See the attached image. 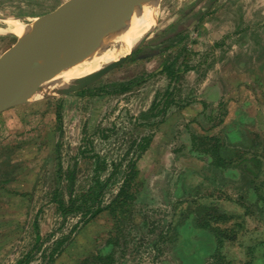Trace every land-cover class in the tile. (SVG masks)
Here are the masks:
<instances>
[{"label": "rangeland", "instance_id": "374dc122", "mask_svg": "<svg viewBox=\"0 0 264 264\" xmlns=\"http://www.w3.org/2000/svg\"><path fill=\"white\" fill-rule=\"evenodd\" d=\"M67 1L0 0V16L34 25ZM149 1L157 8L153 32L124 63L83 89L99 93L109 84L145 78L141 83L123 93L95 96L55 92L0 113V264H18L30 252L32 257L19 264H45L56 243L70 239L80 221L79 216L62 219L53 201L58 144L64 169L75 170V194L93 186V154L108 163L103 180L118 167L105 190V205L118 195L130 162L137 160L139 174L128 206L114 215L104 212L89 224L81 218L55 264H243L244 256L224 254L220 243H245L246 222L242 228L238 209L228 222L208 206L212 187L204 177L198 185L195 174L198 168L206 173L218 159L209 162L197 155L182 135L185 141L190 136L218 139L202 142L218 157L225 150L232 161L251 160L241 155L249 149L243 146H250L247 155L264 160V109L257 114L260 126L254 121L242 126L238 121L244 112L226 107V102L242 100L241 95L264 107V0ZM18 40L0 33V57ZM164 64L172 67L173 79L159 72ZM208 89L215 92L210 104L200 99ZM245 116L257 118L249 110ZM150 136L152 144L138 160L142 140ZM217 187L221 199L239 194L228 192L222 180ZM260 255L250 251L249 264Z\"/></svg>", "mask_w": 264, "mask_h": 264}, {"label": "crops", "instance_id": "0c3cea01", "mask_svg": "<svg viewBox=\"0 0 264 264\" xmlns=\"http://www.w3.org/2000/svg\"><path fill=\"white\" fill-rule=\"evenodd\" d=\"M222 95H225L224 91H222ZM214 96H215V92L208 89L205 92V96L202 94V98H200V99H203V101L205 103L210 104L211 103L210 101L212 100V98H214ZM226 96H230V90L226 93ZM241 97H242V100H240V101L226 102L227 109L233 110V111L235 110V111H239V112H244V114L241 113L242 116H240L239 121H238L242 126H246L252 121H254L256 125L260 126L261 118L259 119L260 115L258 112H261V109H264V107L261 108V104L258 102H256V104H250L251 103V102L249 103L250 100H248V103H247L246 101L243 100V98H245L246 96L243 97V95H241ZM229 99L230 98H227V100H229ZM30 103H32V102H30ZM30 103H27V104H30ZM23 105H25V104H23ZM153 105H152V107H153ZM152 107H151V109H152ZM151 109L149 108L147 111H144L142 114L145 115V114L151 112ZM248 110L255 112V116L257 117V114H258L259 117L255 118L256 120H252L250 118L251 116H245V112H248ZM261 115H262V113H261ZM62 130H63V122H62ZM186 134H189V133H186ZM182 136H183L184 143H186L187 141L192 143L191 149L197 155L199 154V155L206 157V159L210 160L209 162H211L212 159H218L217 162H213L214 160L212 161L213 165L209 168V170H211V171L207 170L206 173L203 174L201 172H198L200 170L198 168V171L195 172V174L198 176V181H199L198 185L199 184L202 185L201 183L204 180L203 179V177H204L205 179L207 178V180H205V182H206L205 184L207 186L212 187V188H210V191H211L210 194H208L206 197L209 200V201H206L207 205L210 206L211 208L216 207L217 210L219 211V213L222 214V218L226 219V221H228V222L230 220L235 219V217H236V210L235 209H238L240 216L243 217L242 221L244 222V225L241 226L242 228L245 227V222H246V231L242 232V235H244L243 240L245 241V243L242 242V243H240L241 245L238 243L236 246L235 241L234 242L228 241L227 243L221 242L220 245L222 247H224V251H225L223 253L224 254L228 253L229 256H231L232 254L238 253L239 256H241V255L244 256L242 258L243 264H249L248 255H250V251H253L255 254H259V253L261 254L259 257L260 259L255 260V262L261 261L262 258L264 259V168H263L264 160H263V157L259 154L258 155L254 154L253 157L251 158V156L247 155V153H250L251 147L250 146H243V147H249V149L245 152H242L241 155H245V158L248 157V159H251V160L247 161L245 159H242V160L235 159L232 161L229 158L230 152H228L229 155H225L226 151L222 150V151H220L219 157H218V156L212 154L210 148H203L202 147V142L206 145L207 142H209V141H215V138L213 136H206L203 138H200L198 136H192V137L190 136V139H188L186 141L184 140V134ZM150 138H151V143H150L148 149L146 151H144L143 153H140L141 155L137 158L138 160L149 150V148L152 144V141H153V137L150 136ZM218 141L219 140L217 139L215 142L218 143ZM224 143H225V141L220 142V144H221L220 148H225ZM242 143H243V141H241L240 146ZM57 148L60 149L59 144L56 146V157H57ZM241 148H242V146H241ZM60 155H61V151H60ZM93 156H95V157H93L95 159V162L97 159L96 156L100 157L98 154H93ZM253 158H256V159L252 160ZM56 159H57V163H58V157ZM100 159L105 160V159H102L101 157H100ZM251 161H255V162L253 163ZM105 162H106V171H107L108 170V163H107V161H105ZM61 166H62V179H61L60 189L63 191L64 201L66 203H69L70 194L65 195L64 192L69 191L68 190V187H69V181L68 180L69 179L67 178V172L69 169L71 170V168H69L68 170L67 169L65 170L64 166L62 164V159H61ZM136 166H137V160H136ZM95 168H96V166H95ZM137 169L139 171L138 166H137ZM72 170H74V169H72ZM113 170H114V167H113ZM57 171H58V166H57V170H56V187H55V189L57 188V184H58ZM106 171H104L102 174L100 172V174H101L100 177H101L102 181H105V180H103V175L105 174ZM112 172H111V174H112ZM95 173H96V171L94 170V175H95ZM74 175H75L74 190L76 191V174H75V172H74ZM217 175H219V178L216 179ZM63 180H66V183H67L66 187L62 186ZM220 180H222L223 182L226 183V185H227L226 189L228 192H230V189H233V190H237L236 192L239 194L233 195V198L230 196V198L228 197L227 199H221L216 193V190L219 189V187H217V186H218ZM210 182H212V183H210ZM220 186H221V184H220ZM89 189H90V187H89ZM65 196H67V198H65ZM237 196H238V198H236ZM211 203H213V204H211ZM215 203H219V204H215ZM54 204L57 205L55 201H54ZM252 205H254V206L251 207ZM104 206H107V205L104 204ZM56 208H57V206H56ZM232 209H234V210H232ZM212 210H214V209H212ZM105 212H107V211H105ZM59 214H60V212H59ZM60 216L62 217V219H64L61 214H60ZM70 216H72V217L73 216L74 217L79 216L80 221L74 225V226H76V229H75V231H76L77 229L80 228L78 226V224L81 222L82 216L80 213H76V214L69 215L67 217V219ZM93 220H91L87 223H85V221L81 222V223L82 224H89ZM38 221H39V219H38ZM38 221L36 220L37 225L35 228H36L37 242L39 243L42 239L41 238L42 236L40 234V232H41L40 222L38 224ZM39 228H40V230H39ZM251 230L254 231V235H252ZM75 231L73 232L72 237H70V239L68 237V240L65 241V243L60 248V250L57 253H55V255L53 257V261L51 262L50 257H48L49 261H47L45 264H55L56 263V261L60 258V256H62V254L67 249L66 247L68 246L69 242L72 241L75 233L77 232V231L76 232ZM239 239H240V235H239ZM227 250L231 251V253L227 252ZM30 254L32 255V252L27 253L26 256L19 263H22V262L29 260V258L32 257Z\"/></svg>", "mask_w": 264, "mask_h": 264}, {"label": "water", "instance_id": "95a60500", "mask_svg": "<svg viewBox=\"0 0 264 264\" xmlns=\"http://www.w3.org/2000/svg\"><path fill=\"white\" fill-rule=\"evenodd\" d=\"M149 0H69L55 11L42 16L31 33L0 57V113L37 100L29 91L42 85L70 57L82 48V36L74 30L100 7L136 6ZM86 38V37H85ZM136 51L107 64L82 86L66 90L65 95L82 90L124 63ZM25 93V94H24ZM17 95H25L15 97ZM46 97V96H45Z\"/></svg>", "mask_w": 264, "mask_h": 264}, {"label": "bare ground", "instance_id": "6f19581e", "mask_svg": "<svg viewBox=\"0 0 264 264\" xmlns=\"http://www.w3.org/2000/svg\"><path fill=\"white\" fill-rule=\"evenodd\" d=\"M156 23L155 1L136 6H118L114 9L99 7L74 30L75 35L82 36L84 40L82 48L42 85L27 94L41 99L55 92L61 93L82 86L102 67L139 50L153 32ZM33 28V24H26L20 19L0 16V33L12 34L19 40L26 38ZM55 83L58 85L54 87ZM20 96L25 95L15 97Z\"/></svg>", "mask_w": 264, "mask_h": 264}, {"label": "trees", "instance_id": "16d2710c", "mask_svg": "<svg viewBox=\"0 0 264 264\" xmlns=\"http://www.w3.org/2000/svg\"><path fill=\"white\" fill-rule=\"evenodd\" d=\"M171 30V28H170ZM179 31V30H176ZM181 32L179 37V42L182 40ZM173 66V65H172ZM159 72H165L170 78L175 77V73L172 69V67L169 65H162V68L159 70ZM153 74H150L148 76L152 77ZM145 78H141L140 81H130V82H124V83H113L109 84L106 87L101 88L99 93L95 92L93 90V93L91 91H88L86 89L76 91L78 95H86L89 96H95L102 93H123L126 91L131 90L134 86L141 83ZM154 107H152L153 110ZM58 119L60 121L61 130H62V115L61 112L58 111ZM151 143V138L147 137L142 140V145L140 146V153H143L146 151ZM60 149L57 148V157H58V184L57 188L54 191L53 200L57 204V209L60 212V214L63 216L64 220L67 219L69 215L80 213L83 219H86L85 223L95 219L97 216H99L101 213L108 211L110 214H115L117 209H125V207L128 206V203L134 199V193L132 192L133 189V182L134 178L138 175L139 171L136 166L135 162L129 163V172H127V175L124 179L123 185L120 188V191L116 198L112 201L111 204L104 206V194L105 190L108 187L109 180L116 176V173L118 171V167L114 165V170L112 174L109 176V178L105 181L101 180V174L106 171V162L105 160H101L100 157L96 156V168H95V175L93 179V186L90 187V189L84 193L75 194L74 190V183H75V170H68L67 172V178L69 179V187L68 192L70 194V201L69 203H66L64 201L63 197V191L60 189L61 186V179H62V166H61V160H60ZM121 167V164H120ZM101 172V174H100ZM68 240V237L63 238L59 242L56 243L55 248L53 249L52 253L50 254V261H53V255L57 253V251L60 250V248L63 246L65 241ZM223 258L219 257L218 261L221 262Z\"/></svg>", "mask_w": 264, "mask_h": 264}, {"label": "flooded vegetation", "instance_id": "af4514ba", "mask_svg": "<svg viewBox=\"0 0 264 264\" xmlns=\"http://www.w3.org/2000/svg\"><path fill=\"white\" fill-rule=\"evenodd\" d=\"M180 30V32H181V29H179ZM182 30H183V28H182Z\"/></svg>", "mask_w": 264, "mask_h": 264}]
</instances>
